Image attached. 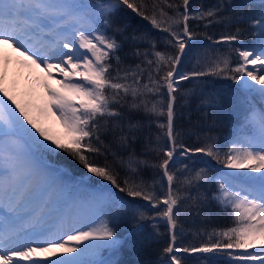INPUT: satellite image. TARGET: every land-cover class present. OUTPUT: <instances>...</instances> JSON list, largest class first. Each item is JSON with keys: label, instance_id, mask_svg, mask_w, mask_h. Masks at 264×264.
Listing matches in <instances>:
<instances>
[{"label": "snow or ice", "instance_id": "1", "mask_svg": "<svg viewBox=\"0 0 264 264\" xmlns=\"http://www.w3.org/2000/svg\"><path fill=\"white\" fill-rule=\"evenodd\" d=\"M86 7L94 10L85 11ZM260 7L259 16L250 17L243 10L234 11L230 0L227 4L219 0L199 10L191 0H112L107 5L91 6L54 0H0V45L19 52L29 66H42L49 79H55L54 72L62 77L58 88L44 84L48 100L43 108L35 109L38 115H33L31 102H18L0 88V137L11 146V150L0 152V264H95L84 256L96 255L101 249L119 251L122 242L110 223H116L118 215L129 207L124 197L94 196L85 206L114 213L113 220L86 231L75 229L73 234L63 232L64 224L53 227L41 212L24 205L36 181L41 186L50 185L64 171L55 161L45 159L60 154H67L87 173L108 181L126 197L147 201L156 210L152 217L143 211L138 216L141 221L158 218L166 222L169 242L162 250V264H182L178 255L181 252L222 253L230 258L228 264H264V109L259 113L251 111L247 118L249 134L243 139L237 136L223 153L212 137L200 146L187 145L175 125L178 109L182 108L179 101L186 104L189 95L181 89L182 81L223 77L242 84L264 100V0H260ZM128 9L167 34L163 37L166 51L156 50L157 40L147 33L128 34L127 26L114 27L113 15ZM192 21L204 22L205 27L251 21L253 46H234L242 39L240 28L222 34L219 40L207 36L214 44L232 47L225 55L210 61L205 58L199 68L181 70L185 50L192 47L190 42L198 35L190 26ZM84 24L89 26L87 33L78 27ZM70 29L74 37L78 36L75 44L68 38ZM109 29L112 35L107 34ZM127 41L133 47L130 55L139 60L134 66L125 64L118 54ZM143 43L148 47L141 50ZM232 53L237 56L234 67ZM49 112L63 127V138L52 135L40 123L39 116ZM141 113L142 119L133 122ZM144 121L149 129L144 151L155 153L156 162L138 159L134 153L127 160L117 157L113 145H119V150L131 149L144 133ZM152 124L162 133L156 135L154 145ZM109 153L114 158L112 163L108 162ZM197 154L229 170L215 180L218 194L214 199L233 216L234 226L214 230L199 246L177 247L181 214L203 206L208 197L199 193L203 186L200 182L214 179L208 174L207 161L206 167L193 174L188 164L176 159H191ZM100 156L104 157L102 166L93 158ZM117 161L121 168L129 169L122 179L116 171ZM177 163H182V168L173 170ZM145 167L159 170L161 181L166 179V186L160 182V189L166 190L158 193L155 183L140 176ZM236 180L240 183L233 184ZM193 189L198 195L190 194ZM73 242L76 246H72ZM258 243V251H248ZM57 250L67 255L51 259ZM208 260L217 264L214 257Z\"/></svg>", "mask_w": 264, "mask_h": 264}, {"label": "trees", "instance_id": "2", "mask_svg": "<svg viewBox=\"0 0 264 264\" xmlns=\"http://www.w3.org/2000/svg\"><path fill=\"white\" fill-rule=\"evenodd\" d=\"M79 2L78 4L84 6L107 5L112 3V0H100L98 3L96 0H73ZM219 0H191L193 7L199 10L201 7L208 8L216 5ZM224 3H229V0H224ZM232 9L236 12L247 13L250 17H258L261 12L260 0H230ZM226 16L230 15L229 12L224 13ZM113 25L115 26H127L126 31L128 34L135 33L141 35L144 33L149 34L153 39L157 40L156 50L166 51L165 42L163 37L166 33H161L158 29H154L148 21L138 17L135 13L128 10H118L112 17ZM251 21L240 24H231L225 27L224 24H213L205 27L204 22L192 21L191 27L197 32L196 40L192 41V48L185 57L182 59L181 69L184 71L192 70L194 67L189 66V57L193 56L199 49L206 53L204 59L212 60L220 55L228 53L232 47L225 44H214L213 41L208 40L207 36H212L213 40H219L222 34L228 32H235L236 28L242 30V39L234 44L238 47L241 44L253 43V32L250 27ZM198 25V26H197ZM108 35H112V30H108ZM255 38V37H254ZM117 39H120L117 37ZM141 50L147 48V43L140 45ZM133 51V47L130 41L124 42L121 51L118 53L125 64L135 65L139 63V60L134 59L130 53ZM190 55V56H189ZM237 56L235 53L231 54L232 66H235ZM204 59L200 64H197L195 68L203 66ZM188 66V68H187ZM196 81L197 93L192 92L194 85L191 81L181 82V89L189 92L187 96V103L183 100L179 101L182 108L178 109L179 115L175 118V125L178 131L183 134L184 142L190 146H200L203 144L207 137L214 139L216 147L223 153L230 147L231 142L237 138L240 132L248 134L247 129L251 126L248 124L247 112H238L234 108H239L237 98H240L239 104L246 103V99L241 96V93L237 90L234 82L230 79L215 76L199 77ZM218 101V104H217ZM143 114H138L134 117L133 122L136 119H142ZM163 119V118H161ZM145 130L141 134L139 142L135 143L131 149L119 150V145H113V152L117 153V157H122L127 160L130 153H134L138 159H148L152 162H156L157 157L155 153H145L144 146L146 143V137L149 134L147 121H144ZM127 122L125 121V127ZM151 140L153 145L156 143V135H161L160 130L156 128L155 124L151 126ZM111 140V137H108ZM107 142V141H106ZM163 144V141H161ZM91 156V154H89ZM97 160V163L101 166L104 164V157H93ZM50 161H55L57 164L65 167L67 171L73 175L81 176L92 183H105L116 194V196L124 197L128 201L129 207L125 209L122 214H119L116 223H110V226L116 228L117 237L121 240L122 244L119 247V251H112L106 258L104 264H109L110 261H118V264H162L165 260L163 255V248L169 242V234L166 226V222L162 219H146L139 220L138 212L143 211L146 216L152 217L155 215L156 210L151 209L147 201H143L139 198L133 200L126 197L124 193H120L114 186L108 181H104L100 178L87 173L77 161L71 159L67 154L52 155L45 157ZM113 156L108 154V162L112 163ZM176 159L182 163L188 164L189 170L198 171L201 167H206L205 162L210 164V170L208 174L213 176L212 182L205 183L200 182L203 186L199 188V193L208 197L202 207L196 209L195 207L188 214L182 213L180 216V223L177 228V247L185 246H199L201 243L207 241V234L212 233L214 230L219 232L234 226V218L230 215L229 211H225L219 202L214 199L218 194V187L215 183L216 176L223 171L224 167L221 164H217L209 157L197 154L191 159L186 157L177 156ZM182 163H177L174 169L182 168ZM116 171L119 173L122 179L128 172L127 167L121 168L117 161L115 165ZM89 175V177H88ZM148 183H155V187L158 193H162L166 189H160V182H163L166 186V179L161 181V175L159 170H153L150 168H143L140 173ZM193 196L198 195L196 189H193L190 193ZM199 211V215L196 212ZM114 213H107V221L113 220ZM153 224L156 227H153ZM134 230L132 233L129 234ZM182 259V264H210L208 257H214L217 264H228L229 257L224 254H178ZM213 255V256H207Z\"/></svg>", "mask_w": 264, "mask_h": 264}, {"label": "rangeland", "instance_id": "3", "mask_svg": "<svg viewBox=\"0 0 264 264\" xmlns=\"http://www.w3.org/2000/svg\"><path fill=\"white\" fill-rule=\"evenodd\" d=\"M96 1L100 3V0H96ZM93 10L94 9H91L88 7L85 8V11H93ZM78 27H82L83 30L87 33L89 26L87 24H84ZM67 35H68V38L72 39L73 43L75 44V40L76 38H78V36L74 37L72 35L71 29L69 30ZM254 40L255 38L253 37V42ZM190 43L191 45L193 44L192 42ZM191 48L192 47H189L185 50L186 55L188 52L191 55L190 53ZM243 48H249V47L244 46ZM14 52L16 51L15 50L13 51L12 48H10L7 45H0V88H4L5 90H7L8 94L15 97L18 102H21V103L31 102L32 105L34 106L33 115H38L35 109L43 108L47 104V100H48V96L46 92L44 91V84L48 83L50 86L54 88H58L59 84L57 82L61 80L62 77L58 73L54 72L53 75L55 76V79H49L47 76H45L46 73L42 66L40 68H37L34 65L29 66L28 64L24 62L23 56L19 54L17 55L13 54ZM205 55L206 53H203V50L199 49V51L195 52L192 57L191 56L189 57V66L191 65L195 67L198 64L197 63L198 61H200L201 63ZM74 79H79V78L74 77ZM197 79L198 78H193L189 80L191 81V84L194 85V88L191 90L194 93L198 92L196 90V83H197L196 81H198ZM233 84L235 85V87H237V90L241 93V96L247 100L246 103H243L241 105L239 104L240 98H237L235 101L237 102V106H239V108H234L236 111L238 110V112H242V111L248 110L247 117H249L251 114V111H255L259 113L261 109H264V100L261 99L258 93L245 89L242 84H237L235 82ZM251 102H252V105H251ZM39 120L42 126L45 127L52 135L61 137V138L64 137V134H65L64 129L55 115L49 112L43 116H39ZM247 135L248 134L240 133L239 137L243 139ZM4 142H5L4 139L0 137V143H1L0 152H3L4 150H11V146L8 145L6 142L5 143ZM57 165L59 166V164ZM228 171H229L228 169H225V172H228ZM64 175H66L68 178ZM70 175H67L65 171V173L61 175L60 178H58V176L53 178L54 183L59 187V189L55 191L57 194V197L61 200L66 198V201L64 203H67L68 201H71L75 205L77 203H80L77 205L81 208L78 211H82V212L84 211L83 215L85 216V221L82 226L83 228H81L82 230L85 228V231H86L90 228L98 227L102 222H104L102 221V219H100L101 215L99 211L96 210L94 207L85 206L88 204V202L85 196L83 199L81 198V192H80L83 190L81 189L83 188L81 186L83 182H80L81 184L80 183L75 184L74 178H72ZM63 176L65 180L62 179ZM219 176L217 177L218 179H219ZM98 183L101 184V182H98ZM102 184H105V183H102ZM233 184H236V183L233 182ZM50 186L52 185L50 184ZM36 188H38V185L36 186ZM45 189H46V185L40 187L41 191H44ZM67 192H68V195H67ZM97 193L102 194L103 190L98 191ZM56 204L57 203H55V200H54L52 204L50 203L48 204V207L53 208L54 210H57V209H62L64 207L63 205H65V204H62L60 207H58V206H55ZM24 205L27 206L28 208L33 206L31 202L29 203V194H27L24 200ZM82 207H83V210H82ZM72 246H76L75 242H73ZM107 250L109 249H101L98 254L86 255L84 256V259L94 261L95 264H97V261H99L100 257L104 253H106ZM255 250H259V243L252 249H248V251H255ZM42 255H50V254H42ZM64 255H67V254L62 253L59 250H57L56 256H50V258L56 259L58 256H64ZM71 255H76V253H72ZM207 256H213V255H207Z\"/></svg>", "mask_w": 264, "mask_h": 264}, {"label": "bare ground", "instance_id": "4", "mask_svg": "<svg viewBox=\"0 0 264 264\" xmlns=\"http://www.w3.org/2000/svg\"><path fill=\"white\" fill-rule=\"evenodd\" d=\"M45 76H47V74ZM257 87H259V86H257ZM21 264H24V262H21Z\"/></svg>", "mask_w": 264, "mask_h": 264}]
</instances>
